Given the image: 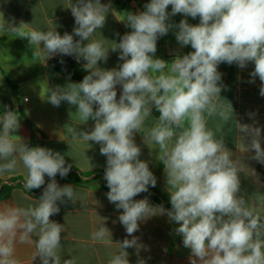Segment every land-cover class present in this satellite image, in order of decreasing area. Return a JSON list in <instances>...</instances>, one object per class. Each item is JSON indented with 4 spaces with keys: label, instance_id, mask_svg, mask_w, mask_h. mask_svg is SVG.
Listing matches in <instances>:
<instances>
[{
    "label": "clouds",
    "instance_id": "9594fccd",
    "mask_svg": "<svg viewBox=\"0 0 264 264\" xmlns=\"http://www.w3.org/2000/svg\"><path fill=\"white\" fill-rule=\"evenodd\" d=\"M68 9L75 22L71 34L61 35L56 28L25 30L26 23L17 26L14 18L9 22L2 14L0 32L27 39L33 57L43 52L46 60L61 55L86 62L82 81L48 88L46 100L55 107L62 101L76 106L81 124L94 122L91 130L76 126L68 131L73 142L100 145V154L107 158L106 196L122 209L118 220L127 233L115 243L118 252L109 264H130L129 248L135 249L137 264H146L140 253L148 246L134 234L142 222L163 215L177 225L174 231L190 249V264H264V193L258 199L241 194L240 178L243 174L264 188L260 175L246 163L264 165V126L253 112L248 113L252 123L237 119L232 104L221 97L224 86L218 71L221 63L241 69L252 63L249 82L258 78L264 97V0H150L142 11L125 12L121 22L131 31L111 48L103 40L91 39L113 11L110 0H71ZM177 14L199 17V23L187 19L169 23ZM172 28L178 29L181 47L190 45L193 51L169 63L156 58V52L158 38ZM110 51H118L122 63L101 68L99 63L107 62ZM154 110L159 113L157 122L146 127ZM216 117L220 123L209 128V119ZM233 125L243 144L239 154L226 146L224 127ZM20 127L18 112L5 106L0 113V174L22 164L29 192L45 185V176L50 182L35 206L0 207V264H19L17 243L34 245L31 264L37 257L41 264H61L64 225L50 217L59 213L58 201H78L72 185L56 181L57 174L66 177L72 165H66L60 152L29 147L14 134ZM142 132L144 145L157 146L155 159L164 166L170 209L151 204L147 197L134 199L157 184L149 162L140 159L142 149L135 136ZM109 234L103 223L92 239L107 243ZM63 264H75V258L64 259Z\"/></svg>",
    "mask_w": 264,
    "mask_h": 264
},
{
    "label": "crops",
    "instance_id": "0c3cea01",
    "mask_svg": "<svg viewBox=\"0 0 264 264\" xmlns=\"http://www.w3.org/2000/svg\"><path fill=\"white\" fill-rule=\"evenodd\" d=\"M101 2L108 3L109 0H101ZM110 2L113 11L107 16L105 26L98 29L91 38L103 40L107 48H111L114 41L119 42L121 36L131 31L124 22H121L125 18V12L142 11L145 5L142 0H119V2L110 0ZM148 2L150 0H146V3ZM70 3L71 0H0V14L9 22L14 18L17 26L23 21L27 24L25 30L31 28L47 31L56 28L61 35L65 32L71 34L75 22L68 9ZM168 11L171 12V6ZM181 19H187L193 25L199 23V17L193 19L182 14L170 16L169 23L175 25ZM177 30L172 28L167 35L158 38L156 58L170 63L176 56H183L193 51L190 45L181 47L175 35ZM118 56V51H110L107 62L101 61L99 66L104 69L118 67L122 63ZM70 57L75 59L74 56ZM49 59L46 60L43 52L39 57H33V49L27 39L0 32V113L5 106L18 112L21 127L14 134L26 141L29 147L40 146L60 152L65 156L66 165L71 164L81 172L105 171L107 158L100 154V145L95 142H73L68 131L69 128L76 126L82 130H91L94 122L89 120L86 124H81L80 117L75 112L76 106L67 102L62 101L59 107L47 102L48 88L77 82L50 69L47 65ZM79 63L84 65L86 62L81 59ZM253 69L252 63L244 69L236 64L221 63L218 66V71L222 73L221 83L224 86L221 97L232 104L234 114L241 123H252L253 118L249 117L248 113L253 112L256 113L254 119L260 126H264V97L259 94L261 82L258 78L254 83L249 82ZM117 90L119 97V86ZM226 100L222 102L226 104ZM157 118V112L154 110L153 116L146 121V127L154 125ZM217 123H220L218 117L210 118L208 127L214 129ZM140 135L143 136L144 133L135 136L136 143L142 149L140 159L149 162V168L157 178L155 188L170 201L164 166L155 159L157 146L149 145L148 148ZM224 135L226 146L230 150L235 153H238V150L242 151L243 144L234 131V125L225 126ZM14 139L20 142L18 138L14 137ZM246 163L256 170L261 182L264 183V165L255 160H246ZM26 175L27 171L21 164L14 172L0 174V179L8 180L21 176L26 180ZM60 178L57 174V183ZM240 178L241 194L249 197L255 195L258 199L259 194L264 193V188H257L252 178L243 174ZM45 181L50 182L47 176ZM69 184L79 194L78 201L75 204L67 199L64 202L58 201L60 211L50 217L51 220L64 225L59 250L61 264L64 259L70 258H75V264H109L111 256L118 252V245L115 243L127 236L124 226L118 220L122 209H116L115 205L109 202L106 196L109 190L102 185H74L65 182L59 185ZM41 192L42 190L38 194H30L22 187H13L9 196L0 200V207L35 206L37 199L42 195ZM145 197L147 196L139 194L134 199ZM149 201L155 205L150 199ZM103 223L111 234L105 237L107 243L92 239V234ZM175 227L177 225L170 222L166 215L152 217L140 224L139 231L134 235L148 246L147 251L142 250L140 253V257L146 259V264H190V249L183 246L182 237L175 233ZM33 239L35 240V237ZM126 251L129 253L130 264H137L135 249L129 248ZM34 252V245L17 243L15 259L19 264H31ZM32 264H41V261L37 257Z\"/></svg>",
    "mask_w": 264,
    "mask_h": 264
},
{
    "label": "trees",
    "instance_id": "16d2710c",
    "mask_svg": "<svg viewBox=\"0 0 264 264\" xmlns=\"http://www.w3.org/2000/svg\"><path fill=\"white\" fill-rule=\"evenodd\" d=\"M116 1L119 2V0ZM142 2L146 4V0H142ZM61 60L63 63L60 62ZM47 65L59 75L77 82L82 81L83 77L87 74L83 69V65L70 56L57 55L50 58ZM158 115L159 113L157 112V117ZM104 172L105 171L81 172L76 167L72 166L68 175L63 178L61 177L58 184L65 182L74 185H102L109 190L103 178ZM24 181L25 180H23L21 176L8 180L0 179V200L7 198L13 187L24 188ZM48 182L49 181H45V185L41 186V188L33 189L30 192L24 189L30 194H38L42 190L41 194H43L44 188L47 186ZM141 195H146L155 205L162 204L166 209L171 208L170 201L155 187H149V191L141 193Z\"/></svg>",
    "mask_w": 264,
    "mask_h": 264
}]
</instances>
